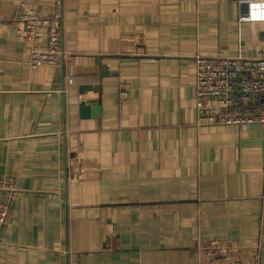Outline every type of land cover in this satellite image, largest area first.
Instances as JSON below:
<instances>
[{
	"label": "crops",
	"instance_id": "0c3cea01",
	"mask_svg": "<svg viewBox=\"0 0 264 264\" xmlns=\"http://www.w3.org/2000/svg\"><path fill=\"white\" fill-rule=\"evenodd\" d=\"M20 4L58 15L57 66H28ZM263 51L264 0H0V264H264V125H199L194 61Z\"/></svg>",
	"mask_w": 264,
	"mask_h": 264
},
{
	"label": "built area",
	"instance_id": "2783aa9c",
	"mask_svg": "<svg viewBox=\"0 0 264 264\" xmlns=\"http://www.w3.org/2000/svg\"><path fill=\"white\" fill-rule=\"evenodd\" d=\"M22 28L16 39L30 45L28 66H57L64 56L60 47L61 21L58 15L43 18L27 6L19 5L16 19ZM135 38V37H134ZM134 38L126 37L132 44ZM138 43L127 54L142 55ZM195 97L199 125L236 126L264 125V51L252 57L196 56ZM213 99L215 106L207 108L206 99ZM94 166L72 167L74 180L90 179L96 175ZM9 179L0 180V191L11 192ZM9 205L0 201V232L5 226ZM198 264H259L261 246L257 240L197 242L193 246Z\"/></svg>",
	"mask_w": 264,
	"mask_h": 264
}]
</instances>
